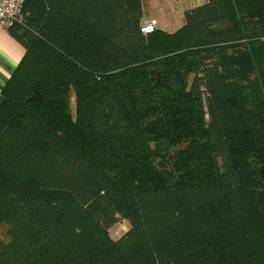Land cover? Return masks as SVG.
<instances>
[{"label": "trees", "instance_id": "trees-1", "mask_svg": "<svg viewBox=\"0 0 264 264\" xmlns=\"http://www.w3.org/2000/svg\"><path fill=\"white\" fill-rule=\"evenodd\" d=\"M22 14L0 264H264V0H206L147 35L143 0Z\"/></svg>", "mask_w": 264, "mask_h": 264}, {"label": "rangeland", "instance_id": "rangeland-1", "mask_svg": "<svg viewBox=\"0 0 264 264\" xmlns=\"http://www.w3.org/2000/svg\"><path fill=\"white\" fill-rule=\"evenodd\" d=\"M205 1L206 0H143L145 13L144 22L152 19L158 20V16L163 15V20H167V22L171 24L170 29H175L176 27L183 25V14L186 9L200 5ZM160 25L161 22L158 24L159 29L161 27ZM161 28L166 31L165 28ZM77 101V95L73 93L71 99V111L74 116L76 114ZM129 228V222L126 220H120L109 230L110 236L114 240L119 239L129 230Z\"/></svg>", "mask_w": 264, "mask_h": 264}, {"label": "crops", "instance_id": "crops-1", "mask_svg": "<svg viewBox=\"0 0 264 264\" xmlns=\"http://www.w3.org/2000/svg\"><path fill=\"white\" fill-rule=\"evenodd\" d=\"M162 16L163 15L158 16L157 22L159 21L158 24H160L161 22L160 26L165 28L166 31L173 33L182 26L181 25L179 27H176L175 29H170L171 24L167 22V20H163ZM161 27L160 29H162ZM24 54V47L18 42L16 38L13 37L10 31H0V91L11 78L13 72L18 67Z\"/></svg>", "mask_w": 264, "mask_h": 264}, {"label": "built area", "instance_id": "built-area-1", "mask_svg": "<svg viewBox=\"0 0 264 264\" xmlns=\"http://www.w3.org/2000/svg\"><path fill=\"white\" fill-rule=\"evenodd\" d=\"M25 0H0V31L9 32L15 25L23 21V4ZM158 28L155 19L145 21L141 32L145 35L153 33Z\"/></svg>", "mask_w": 264, "mask_h": 264}]
</instances>
